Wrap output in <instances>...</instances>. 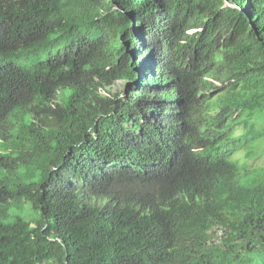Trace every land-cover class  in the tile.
I'll return each instance as SVG.
<instances>
[{
    "label": "trees",
    "instance_id": "16d2710c",
    "mask_svg": "<svg viewBox=\"0 0 264 264\" xmlns=\"http://www.w3.org/2000/svg\"><path fill=\"white\" fill-rule=\"evenodd\" d=\"M263 138L264 0H0V264H258Z\"/></svg>",
    "mask_w": 264,
    "mask_h": 264
},
{
    "label": "rangeland",
    "instance_id": "374dc122",
    "mask_svg": "<svg viewBox=\"0 0 264 264\" xmlns=\"http://www.w3.org/2000/svg\"><path fill=\"white\" fill-rule=\"evenodd\" d=\"M120 86H121V81L119 80L116 82L114 88L116 89V88H119ZM216 86H217L216 90L215 89L211 90V97L216 96L217 92H219V90L221 88H223L222 85H220L219 83H216ZM57 98L59 101H61L60 95L57 96ZM240 131H241V128H238L236 130V133H238ZM263 146H264V138H263ZM246 150L247 149L245 148L244 145H236L234 147V150L232 152V156L237 159L239 164L244 163L243 156H244ZM247 160H248L247 163L250 165H253V166L264 165V152H262L260 149H256L254 155L251 154V156ZM242 168L243 167H241V169ZM244 168H246V167L244 166ZM248 179H250L249 176H244V178L240 179V182L244 181V183H245ZM15 216H19L22 219L29 221V220L35 218L37 216V213L34 210V208H32L27 203V200L23 199L21 204L15 203L13 205V207H11L9 209V214H8V218L6 221H11L13 219V217H15ZM256 263L264 264V258L259 260V262H256Z\"/></svg>",
    "mask_w": 264,
    "mask_h": 264
},
{
    "label": "built area",
    "instance_id": "2783aa9c",
    "mask_svg": "<svg viewBox=\"0 0 264 264\" xmlns=\"http://www.w3.org/2000/svg\"><path fill=\"white\" fill-rule=\"evenodd\" d=\"M214 231H215L217 239H218V236H221L222 230H221V228L215 226Z\"/></svg>",
    "mask_w": 264,
    "mask_h": 264
}]
</instances>
